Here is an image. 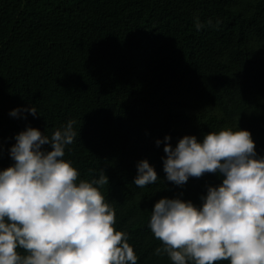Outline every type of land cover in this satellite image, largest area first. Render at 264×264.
Masks as SVG:
<instances>
[{"label":"trees","instance_id":"16d2710c","mask_svg":"<svg viewBox=\"0 0 264 264\" xmlns=\"http://www.w3.org/2000/svg\"><path fill=\"white\" fill-rule=\"evenodd\" d=\"M69 120L78 135L63 158L80 179L103 170L99 190L137 264H171L148 227L155 202L200 206L223 177L168 181L165 135L175 147L184 135L245 129L264 157V0H0V170L20 131L50 137ZM141 160L158 176L143 188Z\"/></svg>","mask_w":264,"mask_h":264},{"label":"clouds","instance_id":"9594fccd","mask_svg":"<svg viewBox=\"0 0 264 264\" xmlns=\"http://www.w3.org/2000/svg\"><path fill=\"white\" fill-rule=\"evenodd\" d=\"M195 26L205 25L197 18ZM19 111L25 110L10 115ZM26 111L38 115L33 106ZM75 123L50 137L34 127L15 136L13 163L0 170V264H137L128 234L116 230L115 210L99 190L108 185L103 170L91 181L80 179L63 158L77 138ZM163 151L166 179L176 185L206 173L223 178L207 186L200 206L179 198L155 202L148 223L161 244L155 254L171 264H264V157L257 156L251 133L225 127L202 140L184 135L175 147L165 135ZM157 179L147 160L138 162L137 187Z\"/></svg>","mask_w":264,"mask_h":264}]
</instances>
